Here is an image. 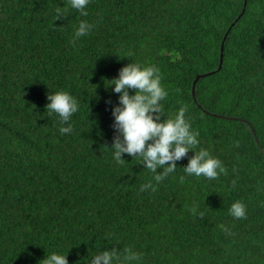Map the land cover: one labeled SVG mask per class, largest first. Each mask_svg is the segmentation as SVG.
<instances>
[{"label":"trees","instance_id":"16d2710c","mask_svg":"<svg viewBox=\"0 0 264 264\" xmlns=\"http://www.w3.org/2000/svg\"><path fill=\"white\" fill-rule=\"evenodd\" d=\"M68 2L0 0V264L50 252L87 264L100 248H131L134 264H264V156L249 127L264 152V0H90L87 16L68 9L53 26ZM81 21L94 27L73 45ZM131 62L159 68L161 119L185 106L224 174L184 175L189 151L155 184L139 158L112 159L107 80ZM207 73L199 108L191 87ZM57 91L80 102L70 134L45 109ZM148 182L156 190L140 192ZM237 199L245 219L229 215Z\"/></svg>","mask_w":264,"mask_h":264},{"label":"clouds","instance_id":"9594fccd","mask_svg":"<svg viewBox=\"0 0 264 264\" xmlns=\"http://www.w3.org/2000/svg\"><path fill=\"white\" fill-rule=\"evenodd\" d=\"M89 3L90 0H69L68 8L57 6L53 26H56L55 21H63L67 17L68 9L77 11L81 16H87ZM93 27V24L81 21L70 43L74 45L79 38L88 35ZM131 55L129 51L128 56ZM161 79L157 66L131 62L119 69L117 77L107 80L110 83L106 88L111 87L112 92L118 94V103L111 108L115 135L111 146L107 147L112 150V159L117 163H124L125 154L131 158H139L140 164L153 173L155 184H159L176 171V162L192 151L193 155L182 168L184 175L204 177L208 180L217 179L225 173L223 162L212 156L207 149L198 148L199 132L193 130L186 119L187 108L181 105L173 118L161 119V101L168 95ZM129 90H132L131 94ZM46 99L48 103L45 109L48 114H55L60 124L64 125L59 128V133L70 134L73 131L70 122L73 115L80 110V102L67 91L50 92ZM183 179L184 176H181L180 180ZM155 184L144 183L139 191H155ZM232 187H235V181H232ZM229 215L235 219H245V203L239 199L235 200L230 205ZM221 228L226 234L232 235L228 228L223 225ZM66 257L67 253L50 252L39 262L68 264ZM140 259V254L131 248L125 249L123 256L115 248H100L88 256L87 264H134Z\"/></svg>","mask_w":264,"mask_h":264},{"label":"water","instance_id":"95a60500","mask_svg":"<svg viewBox=\"0 0 264 264\" xmlns=\"http://www.w3.org/2000/svg\"><path fill=\"white\" fill-rule=\"evenodd\" d=\"M222 52H223V44H221V48H220V56H219V65H221V63H222V56H223V54H222ZM220 68V66L218 67V69ZM212 73V72H211ZM211 73H207V74H202V75H197L196 76V78L194 79V81H193V83H192V87H191V94H192V99H193V101H194V103L195 104H197V100H196V97H195V85H196V83H197V81L200 79V78H202V77H205V76H207L208 74H211ZM197 106L200 108V106L197 104ZM205 113H208V112H206V111H204ZM213 115V114H212ZM214 116H216V115H214ZM221 117V116H220ZM227 119H230V118H227ZM245 124H247V125H249V123L247 122V121H245V120H242ZM249 127L251 128V131H252V134H253V136H254V140H255V143H256V145H257V147H258V149H259V151L262 153V155L264 156V152H263V150H262V148L260 147V145H259V142H258V140H257V137L255 136V132H254V130L252 129V127L249 125Z\"/></svg>","mask_w":264,"mask_h":264}]
</instances>
